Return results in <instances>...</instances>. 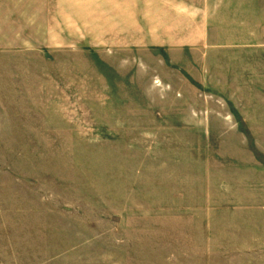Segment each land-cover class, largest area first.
I'll return each instance as SVG.
<instances>
[{
	"label": "rangeland",
	"instance_id": "rangeland-1",
	"mask_svg": "<svg viewBox=\"0 0 264 264\" xmlns=\"http://www.w3.org/2000/svg\"><path fill=\"white\" fill-rule=\"evenodd\" d=\"M217 1L0 0V264H264V0Z\"/></svg>",
	"mask_w": 264,
	"mask_h": 264
},
{
	"label": "crops",
	"instance_id": "crops-1",
	"mask_svg": "<svg viewBox=\"0 0 264 264\" xmlns=\"http://www.w3.org/2000/svg\"><path fill=\"white\" fill-rule=\"evenodd\" d=\"M187 11L191 10V12H193L195 15L194 16H198L200 18V20H203L204 24H202V28H204L203 31H201V33H204L205 37H206V41L208 40V34H209V21L213 20L214 17L218 18V14L215 13V11H218V8L220 7L221 3L218 2L217 0H187ZM195 1H199L200 4L199 5V9L196 8L197 4H194ZM226 2L225 0H223V3ZM222 3V4H223ZM227 4H231L232 9H238L240 8L242 5L244 6V4L241 2V0H232L230 2L227 1ZM251 5V4H250ZM185 6V5H184ZM250 7V6H249ZM180 8V7H179Z\"/></svg>",
	"mask_w": 264,
	"mask_h": 264
}]
</instances>
